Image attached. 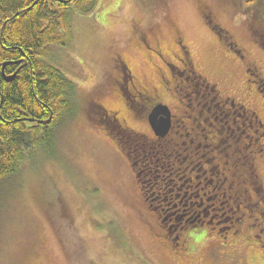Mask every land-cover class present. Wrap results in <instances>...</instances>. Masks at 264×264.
<instances>
[{
    "label": "rangeland",
    "instance_id": "obj_1",
    "mask_svg": "<svg viewBox=\"0 0 264 264\" xmlns=\"http://www.w3.org/2000/svg\"><path fill=\"white\" fill-rule=\"evenodd\" d=\"M235 1L99 0L91 12L72 11V38L53 45L46 60L75 83L79 108L55 128V154L35 153L15 182L2 188L0 264H238L227 261L224 245L204 229L193 231L187 255H181L145 206L130 165L99 121L104 115L98 101L108 107L120 102L115 93V85L125 82L120 56L135 75L155 83L156 69L170 80L166 61L175 74L183 71L169 81L167 100L177 118L189 114L179 102L184 93L174 91V85L188 78L186 84L196 93L200 84L187 68L217 83L222 99L257 112L263 125L258 143L248 149L256 154L254 170L260 178L246 203L250 220L258 224L248 234L264 247V92L246 73L256 66L264 82V45L255 29L261 28L252 23L251 13L261 16L246 0L237 8ZM209 19L222 28V37ZM178 40L189 50L188 59ZM242 119L237 124L244 128ZM128 121L151 134L143 120L129 115ZM255 248H248L254 255L248 256L250 264H264V249Z\"/></svg>",
    "mask_w": 264,
    "mask_h": 264
},
{
    "label": "flooded vegetation",
    "instance_id": "obj_2",
    "mask_svg": "<svg viewBox=\"0 0 264 264\" xmlns=\"http://www.w3.org/2000/svg\"><path fill=\"white\" fill-rule=\"evenodd\" d=\"M235 2L236 8L242 4V0ZM258 12L261 19L253 11L251 21L255 27H264V5ZM207 21L214 25V19ZM145 41L149 49L152 48L147 38ZM177 43L188 59L189 50L180 40ZM159 56L166 61L163 54ZM118 60L121 76H124L121 81H125L115 85L120 102L108 107L98 101L104 115L99 121L104 122L108 137L130 165L142 200L162 234L170 235L172 246L181 250V255H187L193 231L209 230L211 236L224 245L229 254L227 261L250 264L248 256H254L255 247L264 249L252 241L254 235L248 234L253 231L252 225L257 229L258 224L250 220L246 203V197L248 200L254 197L251 191H256L260 178L254 170L256 154L252 148L248 149L258 143V130L263 125L257 112L244 103L239 105L235 99H222L217 83L211 84L195 68H187L184 71L197 78L201 85L196 93L186 84L188 78L182 80L183 84L174 85V91L184 93L179 102L184 103L185 113L189 114L177 118L167 97L172 94L169 81L182 77V70L175 74L174 67L166 61L171 77L168 81L163 71L156 69L159 84L139 78L121 56ZM255 67L246 69L247 80L255 82L257 91L262 93L264 82ZM200 93L202 99L199 100ZM158 106H167L170 112L171 126L165 135L157 134L150 121V116L153 120L163 116ZM129 115L143 120L151 134L132 127ZM186 118L191 123L187 124ZM239 118H243L244 128L237 124ZM174 134L182 137L183 142L176 141ZM237 140L242 141L241 147L246 142L244 149L237 148ZM261 229L264 230V226Z\"/></svg>",
    "mask_w": 264,
    "mask_h": 264
},
{
    "label": "trees",
    "instance_id": "obj_3",
    "mask_svg": "<svg viewBox=\"0 0 264 264\" xmlns=\"http://www.w3.org/2000/svg\"><path fill=\"white\" fill-rule=\"evenodd\" d=\"M98 1L0 0V192L35 153L55 154V128L76 114L75 83L46 58L53 45L72 38V11L91 12ZM246 3L256 10L264 5L263 0ZM260 28L256 38L264 45Z\"/></svg>",
    "mask_w": 264,
    "mask_h": 264
},
{
    "label": "water",
    "instance_id": "obj_4",
    "mask_svg": "<svg viewBox=\"0 0 264 264\" xmlns=\"http://www.w3.org/2000/svg\"><path fill=\"white\" fill-rule=\"evenodd\" d=\"M13 76L8 77V80H11ZM157 109H161L163 112V116L158 118L157 120H153V116H150V121L155 129L157 134L165 135L171 126V118H170V112L167 106H158ZM50 119L44 121V123H48Z\"/></svg>",
    "mask_w": 264,
    "mask_h": 264
}]
</instances>
